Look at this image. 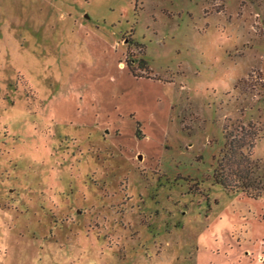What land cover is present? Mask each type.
<instances>
[{"label":"rangeland","instance_id":"obj_1","mask_svg":"<svg viewBox=\"0 0 264 264\" xmlns=\"http://www.w3.org/2000/svg\"><path fill=\"white\" fill-rule=\"evenodd\" d=\"M224 129L264 170V0H0V264H264Z\"/></svg>","mask_w":264,"mask_h":264},{"label":"trees","instance_id":"obj_2","mask_svg":"<svg viewBox=\"0 0 264 264\" xmlns=\"http://www.w3.org/2000/svg\"><path fill=\"white\" fill-rule=\"evenodd\" d=\"M223 136L225 144L218 169L212 176L213 182L226 191L264 200V170L256 161L251 160L249 151L255 134L246 135L240 131L233 135L224 129Z\"/></svg>","mask_w":264,"mask_h":264}]
</instances>
